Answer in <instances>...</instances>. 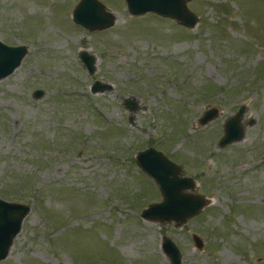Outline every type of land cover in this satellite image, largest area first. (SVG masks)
Returning a JSON list of instances; mask_svg holds the SVG:
<instances>
[{
    "label": "rangeland",
    "instance_id": "obj_1",
    "mask_svg": "<svg viewBox=\"0 0 264 264\" xmlns=\"http://www.w3.org/2000/svg\"><path fill=\"white\" fill-rule=\"evenodd\" d=\"M79 1L0 0V41L27 50L0 80V198L30 207L0 264H170L164 237L180 264H264V0H189L192 29L97 0L116 16L100 32L73 23ZM150 147L209 202L181 227L140 217L161 201L135 163Z\"/></svg>",
    "mask_w": 264,
    "mask_h": 264
},
{
    "label": "water",
    "instance_id": "obj_2",
    "mask_svg": "<svg viewBox=\"0 0 264 264\" xmlns=\"http://www.w3.org/2000/svg\"><path fill=\"white\" fill-rule=\"evenodd\" d=\"M189 0H124L130 16L154 14L159 17L169 18L186 28H194L198 22L188 8ZM116 16L106 6L97 0H80L72 12L74 24L87 29L89 32L103 31L114 26ZM27 54L24 46H7L0 41V80L11 75L20 65ZM78 57L89 75L95 72V57L85 51L79 52ZM111 86L95 82L90 92L103 93L110 90ZM35 97H40L42 92H34ZM125 107L135 111V106L130 101H125ZM245 109L240 107L234 117L229 118L223 128V136L218 141L222 148L242 139L244 134L241 117ZM218 116L216 108L208 109L198 120V126H205ZM264 159V157H263ZM137 167L152 179L157 185L161 201L150 204L144 209L140 217L149 222L161 224L173 222L175 227H181L185 222L198 215L207 205L208 200L188 191L196 188L195 182L182 175L181 167L170 161L164 154L152 147L139 151L135 156ZM30 207L7 202L0 198V261L7 257L13 239L21 230L23 219ZM194 247L201 251L202 242L194 234ZM161 249L167 256L170 264H180L181 255L176 245L164 237Z\"/></svg>",
    "mask_w": 264,
    "mask_h": 264
}]
</instances>
